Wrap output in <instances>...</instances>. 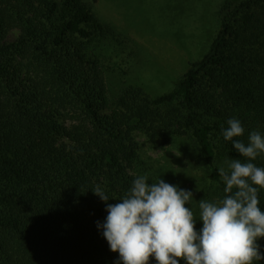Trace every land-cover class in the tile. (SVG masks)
<instances>
[{"label":"trees","instance_id":"1","mask_svg":"<svg viewBox=\"0 0 264 264\" xmlns=\"http://www.w3.org/2000/svg\"><path fill=\"white\" fill-rule=\"evenodd\" d=\"M219 16L210 51L173 92L153 99L130 88L108 112L105 73L87 50L114 34L92 8L0 0V264H122L97 222L141 176L137 134L164 144L190 137L225 197L219 162H246L223 138L228 119L245 129L234 140L264 135V0H225ZM252 162L264 168V154ZM258 199L264 211V188Z\"/></svg>","mask_w":264,"mask_h":264},{"label":"rangeland","instance_id":"2","mask_svg":"<svg viewBox=\"0 0 264 264\" xmlns=\"http://www.w3.org/2000/svg\"><path fill=\"white\" fill-rule=\"evenodd\" d=\"M114 34L96 37L87 53L100 62L106 76L111 108L130 88H140L151 98L173 92L191 66L210 51L221 31L220 10L225 0H83ZM18 31H11L13 42ZM140 146L137 173L149 183L160 178L191 191L190 207L199 220V201L221 200L217 182L203 165L190 137H174L169 144L150 142L137 134ZM228 161V160H227ZM225 167V161L219 162Z\"/></svg>","mask_w":264,"mask_h":264},{"label":"clouds","instance_id":"3","mask_svg":"<svg viewBox=\"0 0 264 264\" xmlns=\"http://www.w3.org/2000/svg\"><path fill=\"white\" fill-rule=\"evenodd\" d=\"M223 138L245 158L225 161L219 175L226 195L218 202L199 201V220L189 205L193 193L163 179L149 183L147 175L134 179L119 203L107 204L109 196L97 185L92 191L107 204L102 228L110 250L119 253L122 264H253L264 260L258 241L264 238V211L258 206L259 188H264V168L256 166L264 154V135L252 131L245 144V129L236 118L228 119ZM256 185L258 187H254ZM115 199V198H113Z\"/></svg>","mask_w":264,"mask_h":264}]
</instances>
